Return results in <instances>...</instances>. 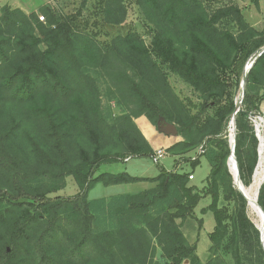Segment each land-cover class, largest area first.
<instances>
[{"label":"trees","instance_id":"trees-1","mask_svg":"<svg viewBox=\"0 0 264 264\" xmlns=\"http://www.w3.org/2000/svg\"><path fill=\"white\" fill-rule=\"evenodd\" d=\"M90 0H84V8ZM225 0H96L99 21L118 26L137 6L152 30L102 43L97 33L52 5L0 13V264H264L260 231L248 216L229 169V128L244 70L253 62L236 116L235 157L250 187L259 143L247 113L264 102V28ZM256 7L260 0H253ZM168 72L199 96L182 98ZM120 109L117 115L112 107ZM176 125L181 141L166 152L191 172L160 169L155 178L99 173L106 164L153 159L155 150L135 120ZM200 150L196 158L193 154ZM194 158V159H193ZM205 159L203 188L190 175ZM159 164V163H158ZM73 177V197L54 196ZM139 182L138 193L90 200L105 187ZM210 205L215 228L203 262L184 226L204 221ZM258 204L264 211V183ZM160 253V257L158 254Z\"/></svg>","mask_w":264,"mask_h":264},{"label":"rangeland","instance_id":"rangeland-1","mask_svg":"<svg viewBox=\"0 0 264 264\" xmlns=\"http://www.w3.org/2000/svg\"><path fill=\"white\" fill-rule=\"evenodd\" d=\"M27 3H39V0H22ZM84 0H55L54 7L60 14L62 15H77V13L82 9V14L79 16L78 22L84 27L86 24L88 30L91 32L97 33L98 39L102 43L111 42L114 38L122 35L125 36L129 33H138L147 45L151 44L152 40V30L151 27L146 23L142 12L139 10L137 6H130L129 14L127 20L122 25L111 26L105 25L99 21L97 17L96 11V0H90L88 4L82 8V3ZM41 2V1H40ZM233 2L244 9V15L248 22H250L253 26L262 30L264 28V0H260V6L256 7L253 4V0H225L224 3ZM4 4V0H0V5ZM42 8V7H41ZM40 8V9H41ZM38 9L36 12L38 13L39 20L40 17H43V14ZM45 21L42 22H46ZM170 81L178 94L182 97H189L194 101L199 100L198 94L184 81H182L178 76L168 72ZM112 107L114 112L119 115L121 111L119 108L114 106L112 103ZM158 132V131H157ZM159 137L163 140L170 138L162 133L158 132ZM230 135V128H229ZM168 137V138H167ZM181 138H179L180 140ZM259 152V149H258ZM200 154V150L193 154V157L196 158ZM193 158V159H194ZM203 160L202 166L198 167L194 173L195 179L190 180L191 184L201 186L203 182L206 183V179L210 173V165L205 159ZM159 163V164H158ZM154 162L152 159H143V158H133L126 162H117L114 164H106L103 165L99 171V173H123L126 172L134 177L141 178H155L160 174V169L163 167L167 171H177V172H191L190 163L182 158H174L169 154L166 155L163 159L159 160V162ZM257 171V169H256ZM256 173V172H255ZM255 176V175H254ZM254 182V178H253ZM253 184V183H252ZM251 184V185H252ZM153 185L146 182H139L135 184L129 185H118V186H110L105 187L102 184L97 185L89 194L90 200L110 198L112 196H117L119 194L125 193H138L143 191L144 189H149ZM237 188V187H236ZM79 188L75 183L73 177L67 178V186L64 190L58 192L54 196L61 197H73L78 194ZM201 204V203H200ZM204 205V204H202ZM248 216L249 218L257 225V217L251 211L248 205ZM215 225L214 217L212 213H209L206 217V226L204 229L200 230L199 223L197 221H190L186 223L184 226V233L188 237V240L191 244L197 246V254L203 262H206L209 257V248L211 246V242L209 239V233L212 232L213 227ZM160 253L158 257H160ZM188 264V263H184ZM227 264H233L230 258L227 259Z\"/></svg>","mask_w":264,"mask_h":264},{"label":"crops","instance_id":"crops-1","mask_svg":"<svg viewBox=\"0 0 264 264\" xmlns=\"http://www.w3.org/2000/svg\"><path fill=\"white\" fill-rule=\"evenodd\" d=\"M54 4H55V0H39V3H35V4L34 3H32V4L27 3V2L22 1V0H4V4L0 5V13H1L2 7H4V6H10L12 8H19L26 13H31V12H36L38 9H40L41 7H43L45 5L54 6ZM260 112H264V102L260 106ZM135 122L155 151H157L159 149H168L171 146H173L175 143L181 141V139L179 140V138H176V137H170V138L167 137L168 139L162 140L159 137L156 128L144 116L136 119ZM174 158L177 159V157H174ZM202 164H203V160H202ZM194 176H196V175H194ZM204 186H205V182H203V184L201 186H198V187L203 188ZM144 190H146V189H144ZM210 202H211L210 199L206 198V199L202 200L201 204L196 209L197 218L202 219L204 221L203 229L206 226V217L209 213L203 215V214H201V210L204 208H207L210 205ZM202 204H204V205H202ZM214 228H215V225L213 227V230H214ZM213 230H212V232H213Z\"/></svg>","mask_w":264,"mask_h":264},{"label":"water","instance_id":"water-1","mask_svg":"<svg viewBox=\"0 0 264 264\" xmlns=\"http://www.w3.org/2000/svg\"><path fill=\"white\" fill-rule=\"evenodd\" d=\"M259 56H261V55H259ZM256 59L251 63L248 62V64L245 67L243 81L241 83V88H240L238 97L236 99V111H235V113L232 117V120L230 122V125H233L234 134L230 133V135H229L230 143H231V149H232V154H231V157L229 159V169H230V173L233 175L235 186H236V180H240L239 167H238V163H237V160L235 157V146H236V136H237L236 116L241 111L243 100H244V95H245V89H246V85H247L248 74H249L250 70L253 68V66L256 62ZM157 131L159 133H162V134L169 136V137L179 138V132H178L176 125L168 123L165 120H161L159 122V124L157 126ZM231 163H233L234 169L236 170V176L232 172ZM236 177H237V179H236ZM263 183H264V181H263ZM260 189H261V187H260ZM260 189H259V191H260ZM238 191L247 200L248 205H249V201H248L247 197L242 193L241 190H238ZM258 198H259V192H258V197H257V205H258V209L260 210L261 215H262L263 229L259 228L256 224L255 225H256L257 229L260 231L261 244H262V247L264 250V243H263V239H264V211H263L262 207L258 204ZM186 263H188V262H186Z\"/></svg>","mask_w":264,"mask_h":264},{"label":"bare ground","instance_id":"bare-ground-1","mask_svg":"<svg viewBox=\"0 0 264 264\" xmlns=\"http://www.w3.org/2000/svg\"><path fill=\"white\" fill-rule=\"evenodd\" d=\"M230 133L233 132V125H230ZM232 172L236 176V170L234 169L233 163H231ZM237 179V177H236ZM264 181V147L260 149V158L257 166V171L254 176V182L250 187L244 186L240 180H236V187L238 190H241L242 193L247 197L249 201V207L254 215L257 217V226L263 229V219L260 210L257 205V197L260 187L262 186ZM264 243V239H263Z\"/></svg>","mask_w":264,"mask_h":264},{"label":"built area","instance_id":"built-area-1","mask_svg":"<svg viewBox=\"0 0 264 264\" xmlns=\"http://www.w3.org/2000/svg\"><path fill=\"white\" fill-rule=\"evenodd\" d=\"M40 20L45 21L44 17H40ZM247 117L249 119L250 126L255 134L258 143H259V158H260V149L264 147V112H255V113H247ZM168 153L166 149H159L155 151V156L152 159L154 162H159V160L163 159ZM130 160L127 159L126 161ZM190 180L195 179L194 175H190Z\"/></svg>","mask_w":264,"mask_h":264}]
</instances>
